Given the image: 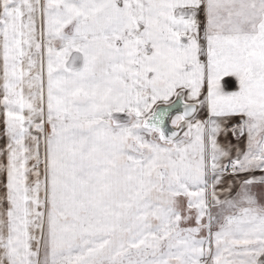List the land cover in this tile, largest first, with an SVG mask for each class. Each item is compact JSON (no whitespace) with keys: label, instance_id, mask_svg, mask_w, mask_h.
<instances>
[{"label":"snow or ice","instance_id":"6c2138e0","mask_svg":"<svg viewBox=\"0 0 264 264\" xmlns=\"http://www.w3.org/2000/svg\"><path fill=\"white\" fill-rule=\"evenodd\" d=\"M0 264H264V0H0Z\"/></svg>","mask_w":264,"mask_h":264},{"label":"rangeland","instance_id":"374dc122","mask_svg":"<svg viewBox=\"0 0 264 264\" xmlns=\"http://www.w3.org/2000/svg\"><path fill=\"white\" fill-rule=\"evenodd\" d=\"M4 144V138H3V125L0 123V146Z\"/></svg>","mask_w":264,"mask_h":264}]
</instances>
